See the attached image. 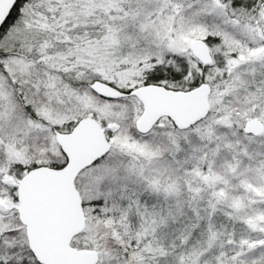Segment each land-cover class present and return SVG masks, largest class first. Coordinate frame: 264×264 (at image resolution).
I'll return each mask as SVG.
<instances>
[{"label":"snow or ice","instance_id":"snow-or-ice-1","mask_svg":"<svg viewBox=\"0 0 264 264\" xmlns=\"http://www.w3.org/2000/svg\"><path fill=\"white\" fill-rule=\"evenodd\" d=\"M0 264H264V0H0Z\"/></svg>","mask_w":264,"mask_h":264}]
</instances>
